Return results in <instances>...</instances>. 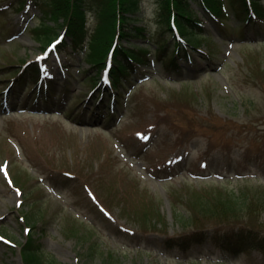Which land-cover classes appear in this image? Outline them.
<instances>
[{
	"label": "rangeland",
	"instance_id": "obj_1",
	"mask_svg": "<svg viewBox=\"0 0 264 264\" xmlns=\"http://www.w3.org/2000/svg\"><path fill=\"white\" fill-rule=\"evenodd\" d=\"M32 2L0 0V264H24L30 239L60 264H264V253L212 239V229L166 249L193 233L179 213L202 217L200 199L264 192V21L229 14L222 25L192 4L199 48L177 68L172 48L155 58L171 41L156 0H139L130 25L146 38L132 44H148L153 63L111 92L87 45L44 57L37 34L62 28ZM96 6L87 0L89 30ZM36 62L52 79L49 97L30 89L26 65Z\"/></svg>",
	"mask_w": 264,
	"mask_h": 264
},
{
	"label": "trees",
	"instance_id": "obj_2",
	"mask_svg": "<svg viewBox=\"0 0 264 264\" xmlns=\"http://www.w3.org/2000/svg\"><path fill=\"white\" fill-rule=\"evenodd\" d=\"M32 1L34 6L43 8L45 17L49 15L53 22L62 28L63 38L58 50L67 44L73 46L86 42L88 51L84 58L92 67H101L100 71L106 67L108 53H113L110 79L114 89L117 88L123 75L137 71L138 66L148 67L151 64V59L147 56L150 54L147 49L149 48L148 44L147 48L136 50L132 44L134 38L145 35L143 27L130 25L138 12L139 0H94L97 5L96 21L91 32L87 29V0ZM261 2L262 0H156L160 11V24L165 27L171 39L168 44L158 45L156 60L159 59L163 63L164 56L162 55L171 48L172 53H175L174 56L179 57L182 51L180 43L182 39L192 48L196 47L194 42L197 40H194L193 36L200 35L197 32L200 27L191 8L192 4L203 8L211 19L224 25L229 14H234L237 18L244 15L243 20L246 23L253 22V20L264 21V8ZM239 5H243L244 10L238 11ZM248 5L252 7L248 8ZM42 22L44 26V20ZM44 29L42 33L37 34V38L43 42L44 48H46L58 40L61 35L55 31V27L45 25ZM123 40L130 45L124 46ZM175 60L176 58H171L172 65ZM261 70L260 74L264 77V69ZM26 74L33 80L31 85L37 86L40 79L38 64L27 66ZM92 82L94 85L96 84V80L93 78ZM260 86L264 87L263 82ZM98 99L104 101L102 96ZM225 129L224 126H218L214 130L212 126L208 125L204 130L211 133L216 132L217 138L224 139L223 136H226L228 132ZM192 203L194 205V202ZM196 204L202 217L191 213L189 217H186L179 213L180 221L184 222L187 230L191 228L193 233L176 240L174 244L167 245L166 249L186 250L192 242H200L203 239L201 237L205 236V232L212 229L215 235L212 239L236 241V243L264 253V224L259 223L258 220L254 221L264 212V192L250 195L240 191L239 194L232 193L217 200L214 198L200 199ZM199 220L213 225L203 227ZM22 255L24 264H60L51 258H44L39 246L35 245L34 240L31 239L29 244L23 248ZM104 263L113 264L107 261Z\"/></svg>",
	"mask_w": 264,
	"mask_h": 264
}]
</instances>
